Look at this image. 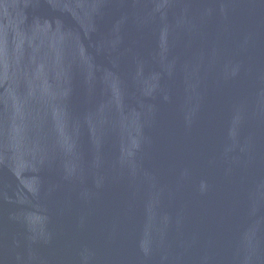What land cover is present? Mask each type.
<instances>
[{"label": "water", "instance_id": "95a60500", "mask_svg": "<svg viewBox=\"0 0 264 264\" xmlns=\"http://www.w3.org/2000/svg\"><path fill=\"white\" fill-rule=\"evenodd\" d=\"M0 264H264V0H0Z\"/></svg>", "mask_w": 264, "mask_h": 264}]
</instances>
